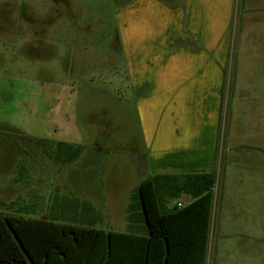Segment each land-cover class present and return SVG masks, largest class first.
Returning a JSON list of instances; mask_svg holds the SVG:
<instances>
[{
  "label": "rangeland",
  "instance_id": "374dc122",
  "mask_svg": "<svg viewBox=\"0 0 264 264\" xmlns=\"http://www.w3.org/2000/svg\"><path fill=\"white\" fill-rule=\"evenodd\" d=\"M117 8L116 0H0V214L14 203L30 206L22 215L50 219L54 197L72 194L102 215L96 227L128 229L126 208L148 149L126 83ZM253 15L231 28L230 74L237 63L238 78L219 142L226 131V150L231 134L244 150L233 148L226 165L229 228L218 225L212 237L220 264H264V151L251 148L264 146V12ZM217 26L214 46L222 48ZM22 133L56 135L84 152L63 165ZM178 200L188 202L169 205Z\"/></svg>",
  "mask_w": 264,
  "mask_h": 264
},
{
  "label": "crops",
  "instance_id": "0c3cea01",
  "mask_svg": "<svg viewBox=\"0 0 264 264\" xmlns=\"http://www.w3.org/2000/svg\"><path fill=\"white\" fill-rule=\"evenodd\" d=\"M116 6L126 83L137 106V116L143 123L140 129L148 149L143 165L138 162L140 179L132 189L156 174L210 172L223 157L224 167L222 176L218 177V191L214 194L206 256V264L209 261L220 264L219 249L215 246L214 252L212 237L218 225L223 230L229 228L226 165L233 158L232 149L243 146L233 144L232 134L230 136L228 132L226 150V131L224 143L219 142L224 120L222 109L238 78L237 63L232 64L230 74L229 58L234 36L231 28L235 24H242L243 28L248 12L254 14L250 21L257 19L256 14L264 12V0H116ZM219 23L224 26L222 38L224 44L226 42L222 48L214 46L215 35L220 32ZM196 40H202L204 45H198ZM258 51L263 54L262 49L258 48ZM226 86L232 89L226 90ZM19 135L76 143L55 138L56 135ZM96 146L93 152L100 154L99 142ZM251 148L260 149L259 153L264 151L262 145ZM134 156L138 161L139 157ZM182 197L188 199L187 203L183 201L184 205L192 201L188 195ZM225 219L226 227L221 224ZM154 258L152 254L148 255V260Z\"/></svg>",
  "mask_w": 264,
  "mask_h": 264
},
{
  "label": "trees",
  "instance_id": "16d2710c",
  "mask_svg": "<svg viewBox=\"0 0 264 264\" xmlns=\"http://www.w3.org/2000/svg\"><path fill=\"white\" fill-rule=\"evenodd\" d=\"M35 140L63 165L84 152L82 144ZM218 177L216 165L210 172L145 179L131 194L126 232L96 227L102 215L90 201L72 194L54 197L50 219L22 215L30 206L14 209L10 204L0 214V264H206ZM183 195L192 201L169 205ZM149 254L156 258L148 260Z\"/></svg>",
  "mask_w": 264,
  "mask_h": 264
},
{
  "label": "built area",
  "instance_id": "2783aa9c",
  "mask_svg": "<svg viewBox=\"0 0 264 264\" xmlns=\"http://www.w3.org/2000/svg\"><path fill=\"white\" fill-rule=\"evenodd\" d=\"M176 204H177L179 207H183V206H184L182 200H178V201H176Z\"/></svg>",
  "mask_w": 264,
  "mask_h": 264
}]
</instances>
